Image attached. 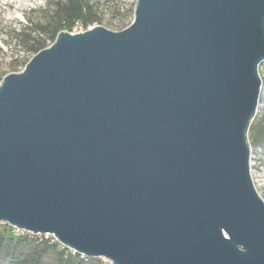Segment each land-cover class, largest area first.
<instances>
[{"label":"water","instance_id":"95a60500","mask_svg":"<svg viewBox=\"0 0 264 264\" xmlns=\"http://www.w3.org/2000/svg\"><path fill=\"white\" fill-rule=\"evenodd\" d=\"M264 0H138L0 84V223L113 264H264L247 132Z\"/></svg>","mask_w":264,"mask_h":264},{"label":"trees","instance_id":"16d2710c","mask_svg":"<svg viewBox=\"0 0 264 264\" xmlns=\"http://www.w3.org/2000/svg\"><path fill=\"white\" fill-rule=\"evenodd\" d=\"M134 10L120 12L115 8L112 22L118 19L120 31L126 29L134 20ZM34 14H37L34 16ZM114 14V15H113ZM103 13L96 0H47L44 8L30 10L25 14V23L20 27L4 23L0 19V35L5 32L3 45L14 51L22 52L23 57L11 58L4 69L0 64V84L3 78L18 73L39 52L54 44L61 32L73 33L81 27L84 31L103 23ZM6 56L0 45V58ZM260 101L264 103V95ZM248 143L255 153L264 154V110L256 114L247 132ZM0 264H104L99 258H83L73 254L69 249L53 239H45L36 235L19 234L7 224H0Z\"/></svg>","mask_w":264,"mask_h":264},{"label":"rangeland","instance_id":"374dc122","mask_svg":"<svg viewBox=\"0 0 264 264\" xmlns=\"http://www.w3.org/2000/svg\"><path fill=\"white\" fill-rule=\"evenodd\" d=\"M99 3L100 11L103 15V23L102 26L113 32H120L118 25V19L113 21V25H109L112 22V13L116 8L121 13L127 11L129 9H135L138 0H96ZM47 0H0V19L6 22L8 25H12L13 27H20L21 23H25L24 15L28 14L30 10H37L39 8H44ZM37 14H34L36 16ZM114 15V14H113ZM133 22V21H132ZM131 22V24H132ZM130 24V25H131ZM129 25V26H130ZM128 26V27H129ZM93 27H96L93 26ZM91 27V28H93ZM90 28V29H91ZM76 32H84V30H80L77 28ZM3 40H5V32L0 35V45L4 48L6 52V56H2L0 58V64H2L4 69H7V64L11 61V58H19L23 57L24 54L22 52L14 51L13 55H11L10 49L3 45ZM19 72L24 70V67H19ZM260 76L262 78V92L261 96L264 95V63L260 66ZM264 110V103L260 101L257 114L261 113ZM251 176L253 179V183L255 188L264 201V154L261 151L254 152L251 149ZM2 226L3 223H0ZM45 239H52L51 236H41Z\"/></svg>","mask_w":264,"mask_h":264},{"label":"built area","instance_id":"2783aa9c","mask_svg":"<svg viewBox=\"0 0 264 264\" xmlns=\"http://www.w3.org/2000/svg\"><path fill=\"white\" fill-rule=\"evenodd\" d=\"M77 28H79L81 31L83 30L81 27H77ZM77 28H75L74 29V32L72 33V34H77V33H83V32H76L75 30H77ZM90 29V28H89ZM84 32H86V31H84ZM3 224H5V223H3ZM14 229V228H13ZM14 232L17 234V235H19V234H29V233H26V232H24V231H19V230H16V229H14ZM30 235H33V234H30ZM36 236H39V237H41V236H51L52 237V239H53V242H56V243H59L58 241H57V239L56 238H54L52 235H36ZM61 245V244H60ZM71 251V250H70ZM73 254H75L73 251H71ZM82 257V256H81ZM83 258H86V257H83ZM100 260L104 263V264H113L111 261H109L108 259H105V258H100Z\"/></svg>","mask_w":264,"mask_h":264}]
</instances>
